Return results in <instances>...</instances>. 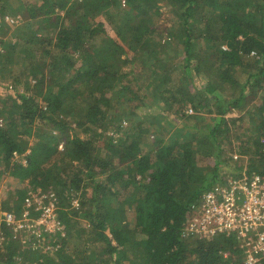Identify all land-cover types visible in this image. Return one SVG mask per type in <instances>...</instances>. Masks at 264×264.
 Returning <instances> with one entry per match:
<instances>
[{"label": "trees", "instance_id": "16d2710c", "mask_svg": "<svg viewBox=\"0 0 264 264\" xmlns=\"http://www.w3.org/2000/svg\"><path fill=\"white\" fill-rule=\"evenodd\" d=\"M163 4L177 18L168 27L155 23ZM4 15L26 20L7 33ZM43 25L56 31L32 33ZM0 34V80L14 83L0 95V173L27 181L0 213L54 193L62 225L45 233L52 248L20 250L0 214V264L28 250L26 264H245L233 235L182 231L201 193L235 177L218 157L228 165L237 151L264 175V0H0ZM136 60L144 82L133 90L122 69ZM234 110L251 116L238 150Z\"/></svg>", "mask_w": 264, "mask_h": 264}, {"label": "built area", "instance_id": "2783aa9c", "mask_svg": "<svg viewBox=\"0 0 264 264\" xmlns=\"http://www.w3.org/2000/svg\"><path fill=\"white\" fill-rule=\"evenodd\" d=\"M19 20L18 16L11 15L2 18L9 25ZM33 211L38 215L32 216ZM2 220L11 227L15 237L25 233L22 244L27 245L32 240L33 245L42 249L52 248L49 238H44L45 233L49 236L62 228L54 193L33 194L26 200L20 215L7 212ZM217 234L234 236L245 264H264V175L244 169L240 176L225 178L204 190L191 204L182 236L211 238ZM38 242H42L41 246Z\"/></svg>", "mask_w": 264, "mask_h": 264}, {"label": "rangeland", "instance_id": "374dc122", "mask_svg": "<svg viewBox=\"0 0 264 264\" xmlns=\"http://www.w3.org/2000/svg\"><path fill=\"white\" fill-rule=\"evenodd\" d=\"M208 8H210V7H208ZM160 11H161L160 16H158L155 19V23L158 26H161V27L171 26L172 23L175 22V19H177L174 16V14L170 12L169 8L167 6H165L164 4L162 5ZM18 17L20 19L18 23L12 24L10 26L7 25V27H9V29L7 30V33H10L12 31V29H14V27L17 24H19L22 20H24V21L26 20V19H24V17L22 15H20ZM95 19L97 20V18H95ZM91 20L94 21V22H96L94 19H91ZM33 23L36 24V22H33ZM113 24L114 23L109 22L108 25L107 24L105 25V28L108 31L107 32L108 34H106L107 36H114V33L111 30V28H113ZM32 30H33L32 33H35L36 35H40V36L47 35V34H53L54 31H56V29L53 26H50V25H46V26L43 25L41 27H34ZM21 34L24 35V36H27V32H23ZM106 35H104V36H106ZM11 36L14 37V35H11ZM0 40H1V34H0ZM165 40H171V38H164L163 41H162V43ZM199 48H200V46H199ZM130 55H131V53H130ZM139 63L140 62H137V60H136V62L133 61L132 63H128V64L124 65V67L122 69L123 70L122 72L125 73V76H123L121 83L124 84V85H126V86H128L129 88H131L133 90H136V86H137L138 83L140 84L141 81L144 82V80H141L140 77L137 78V76H139V75H137L138 72H139V67H140V64ZM150 64H151V62H150ZM209 64L210 63H207V65H209ZM152 67H154V66H152ZM210 68L211 67L206 68L205 71L206 72H208V70L210 71ZM143 70H147V68H145V69L143 68ZM211 74H213L212 71H211ZM197 83H198V80H197ZM24 88H25V83L22 82L21 86H18V91H22ZM6 94L7 95L14 94V83L10 79H2V80H0V95H6ZM142 94H147V95L149 94L148 97H147V99L145 100L146 103L150 102L149 100L152 101V99L154 98V97H152L151 92L149 93V92L146 91V89L144 90L143 88H142ZM130 103H132V104L135 103L136 104L137 101H135V102L132 101ZM152 103H155V104L152 105L153 107H151V110L154 111V112H157L158 111V107L161 108L162 110L165 109L164 106H162L163 104L161 102H153L152 101ZM156 103H159V104H156ZM121 104H125L126 105L127 103L124 100H119L118 101L117 112H118V110L121 109V108L119 109V106ZM125 105H123V106H125ZM115 106H116V104H115ZM136 111H137V115H135L133 118H135L136 116L141 117L142 114H143L142 110L136 109ZM152 114H154V113H152ZM157 114H159V113H156L154 115H157ZM163 115H168L169 118H171L172 117V112H170L167 109H165L164 112H163ZM163 115L159 116V119H162L164 117ZM230 116L236 119L235 123L234 124H231V128L233 130V139H234L232 145L234 146V149L233 150H238L240 148H238V139L236 138V136H239L241 133H244V130L249 125V121L251 119V116H250V113L249 112H246V111L245 112L244 111L241 112L239 110H234L230 114ZM155 121H159V120H155ZM162 121L161 122L163 124H165L164 123V119H162ZM148 122L149 121L146 120V121H144V124H146ZM165 128H166V125H165ZM75 131L76 130L70 129V130H68V133L69 134H72ZM162 131L164 132L165 130L163 129ZM79 135L82 136V137H85V135L84 134H81L80 132H79ZM241 137H243V134L241 135ZM35 139H36L35 137H31L30 143L34 142ZM61 140L62 141L58 144V149H62L63 148V139H61ZM229 154L232 155L231 156L232 159H229L227 161L228 162V165L225 164L226 162L223 164L221 157H218L217 158L218 167L220 166V168L218 169V172L221 173V174H225V175L229 174L231 176L235 174L234 176H236V175L239 174L238 173L239 172V169H240V171L245 169V166H246L245 164H247V162H246V159H245L244 155L241 154V156L239 158L237 157L238 156L237 151L236 152L229 153ZM18 159H21V158H18ZM199 163L201 165H206L207 164V166H208L209 169L212 168V167H214L215 164H216L213 157H211V158L208 157L207 159H201L199 161ZM248 170H250V169H248ZM254 171H256V170H254ZM210 172H212V171H210ZM100 178H102V177L100 176ZM26 185H27V181L20 182L17 178H14V177H12L10 175H7L5 173H0V201H3L5 199H7L8 200V203L11 204V205H13L14 202L13 201H10V200L13 199L16 196V191L17 190H19L20 188H22V187H24ZM89 191H90V188H88L87 192H89ZM76 200L77 199H73L72 200V205L77 206L76 205V202H77ZM6 211H7L6 209L1 210V213L0 214H1V217L2 218H3V215L5 213L12 212V211H7V212ZM81 225L83 227L88 228V226H85L84 224H81ZM15 234H17L16 231H15ZM2 236L3 235L0 234V243L3 240V237ZM16 238L20 240V245H19L20 250H24L26 248L27 249H30L29 247L35 248V246H36V244L35 245L32 244V240L27 245L26 244H22L23 243L22 240L25 238V233H23V232L17 234L16 235ZM71 241L72 240H70V246L75 244L73 241L72 242ZM38 243L41 246L42 242H38ZM38 243H37V245H38ZM47 245H44L43 244V246H47ZM49 245H51V244H49ZM24 255H25L26 259H24ZM33 255L34 254L32 252H29V250L28 251H24V254H22V255L19 256V262H18V264H26V262H30V261H31V263H35ZM23 259L25 260V262L23 261Z\"/></svg>", "mask_w": 264, "mask_h": 264}]
</instances>
